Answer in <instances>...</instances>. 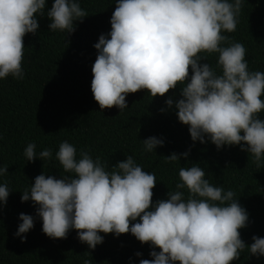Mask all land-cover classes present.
<instances>
[{
  "label": "clouds",
  "instance_id": "obj_1",
  "mask_svg": "<svg viewBox=\"0 0 264 264\" xmlns=\"http://www.w3.org/2000/svg\"><path fill=\"white\" fill-rule=\"evenodd\" d=\"M45 5L46 0H0V79L23 78V38L36 34V16L45 15ZM241 5L242 0H116L111 31L94 44L98 55L91 91L101 112L112 107L122 112L129 94L147 90L151 97L164 96L182 85L175 108L179 122L189 126L192 141L205 143L207 137L218 150L241 145L260 168L264 72L249 71L241 43L221 46L229 41L222 32L236 30ZM46 15L51 31L69 34L75 31L74 21L88 16L77 0H54ZM200 53H218L221 74L209 63L201 64L205 58ZM166 104L172 107L173 100ZM163 143L156 137L143 140L149 152ZM35 149L30 143L24 150L29 162L37 158ZM188 154L172 153L165 159L170 163ZM51 156L45 148L38 158ZM80 157L76 159L73 145L62 142L56 159L65 173L74 175L57 179L40 174L21 196V202L30 199L39 206L37 215L49 238L65 239L75 229L80 242L95 249L103 243L100 233L118 237L130 232L153 248L152 259H141L140 264H231L246 247L251 255L264 256V238L253 236L250 245L241 239L239 230L247 226L248 213L235 193L210 184L203 168L181 167L178 190L153 204L155 174L143 170L131 155L111 172L99 157L94 161L83 150ZM6 172L7 167L0 168V175ZM179 189H187V197ZM8 196L7 185H0V206ZM19 219L15 235L24 242L21 234L33 228L34 220L23 213Z\"/></svg>",
  "mask_w": 264,
  "mask_h": 264
},
{
  "label": "trees",
  "instance_id": "obj_2",
  "mask_svg": "<svg viewBox=\"0 0 264 264\" xmlns=\"http://www.w3.org/2000/svg\"><path fill=\"white\" fill-rule=\"evenodd\" d=\"M77 2L88 16L82 22L74 21L75 31L69 34L49 29L51 21L46 13L54 0H46L45 15L36 16V34L28 33L23 38V78L0 79V168L7 167V172L0 175V185L6 184L9 189L7 203L0 206V264H84L85 260L89 264H140L141 259H152L153 248L141 244L130 232L118 237L100 233L103 243L95 249L81 243L75 229H70L65 239H52L43 233V221L37 215L39 206L30 199L21 202V196L40 174L57 179L74 175L65 173L56 159L64 141L76 148L77 160L81 151H86L94 161L99 157L109 172L131 155L143 170L155 174L153 204L166 200L169 191L178 190L181 167L199 166L210 184L232 190L248 213L247 226L239 230L245 244L250 245L253 236L264 238V156L258 168L254 157L241 151V145H224L218 150L207 137L205 143L193 142L189 126L179 122L175 108L182 98V85L156 97L141 90L126 96L128 108L122 112L117 107L101 112L91 91L92 65L98 55L94 44L101 34L107 36L111 31L116 0ZM222 35L229 41L221 46H244L249 71L264 72V0H242L236 30ZM200 55L205 58L201 64L209 63L221 74L218 53ZM169 98L172 107L166 104ZM259 118L264 119V112ZM149 137L162 139L163 146L146 151L143 140ZM30 143L36 145L33 162L24 155ZM45 148L52 156L41 160L39 153ZM185 152L189 153L186 159L181 156L179 161L166 162L165 157L172 153ZM179 191L187 197V189ZM21 213L34 220L33 228L21 234L26 237L24 242L15 235L22 223ZM231 264H264V256H253L246 247Z\"/></svg>",
  "mask_w": 264,
  "mask_h": 264
}]
</instances>
